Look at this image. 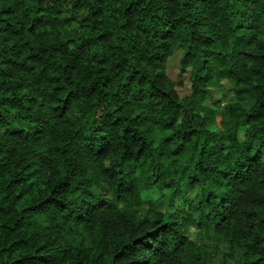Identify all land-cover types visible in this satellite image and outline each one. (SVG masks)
Wrapping results in <instances>:
<instances>
[{"label": "trees", "instance_id": "obj_1", "mask_svg": "<svg viewBox=\"0 0 264 264\" xmlns=\"http://www.w3.org/2000/svg\"><path fill=\"white\" fill-rule=\"evenodd\" d=\"M190 226L264 264V0H0V264H206Z\"/></svg>", "mask_w": 264, "mask_h": 264}, {"label": "rangeland", "instance_id": "obj_2", "mask_svg": "<svg viewBox=\"0 0 264 264\" xmlns=\"http://www.w3.org/2000/svg\"><path fill=\"white\" fill-rule=\"evenodd\" d=\"M179 58L180 52H177L168 63V71L170 76L182 84H178V90L181 94H187L190 91L189 83L185 77L179 76ZM232 90L225 88L223 90H217L214 92V96L217 99H223V105L226 104L228 99L233 95ZM251 102L248 103L250 105ZM222 110V109H221ZM142 198L144 203H135L132 205L133 209L138 213H145L146 210L151 206V202L159 208L172 209L168 199L162 196V193L156 190H143ZM191 237L198 242L201 249L205 254L206 264H220L224 254L228 251L225 243L213 233L199 230L195 226H190Z\"/></svg>", "mask_w": 264, "mask_h": 264}]
</instances>
